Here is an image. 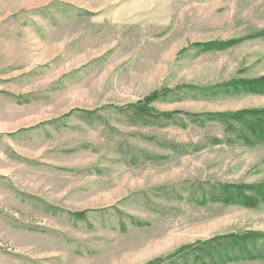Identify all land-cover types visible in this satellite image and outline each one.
<instances>
[{"label":"rangeland","instance_id":"rangeland-1","mask_svg":"<svg viewBox=\"0 0 264 264\" xmlns=\"http://www.w3.org/2000/svg\"><path fill=\"white\" fill-rule=\"evenodd\" d=\"M261 77L264 0H0V264H150L263 233L264 141L207 120L264 109V89L221 87ZM153 94L175 116L118 112Z\"/></svg>","mask_w":264,"mask_h":264},{"label":"trees","instance_id":"trees-1","mask_svg":"<svg viewBox=\"0 0 264 264\" xmlns=\"http://www.w3.org/2000/svg\"><path fill=\"white\" fill-rule=\"evenodd\" d=\"M222 90L228 88L237 89L238 87L245 88L250 91H260L264 89V77L249 81H233L221 85ZM151 95L144 100L137 102L134 105H128L124 108H119L118 112L133 124H151L160 117L172 118L173 113H158L152 107L150 102L157 95ZM207 120L217 121L225 126V129L231 134L234 132L237 139H242L248 143L251 140L264 141V109L259 110H244L225 114H210ZM173 150H179L177 145H169ZM264 249V232H251L243 235H230L226 237H215L209 241L198 242L192 246L181 248L166 259L157 260L150 264L161 263L165 260L173 258H184L190 252L197 253L194 262L202 263L204 260L217 264V262L233 261V260H253L257 258L264 259V254L258 251V248ZM169 264H175L171 261ZM187 264V263H185Z\"/></svg>","mask_w":264,"mask_h":264}]
</instances>
